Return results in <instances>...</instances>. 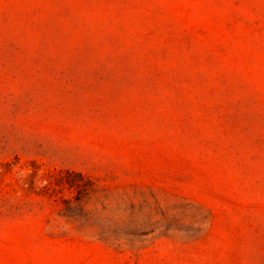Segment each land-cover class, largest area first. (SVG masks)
<instances>
[{
	"label": "rangeland",
	"instance_id": "1",
	"mask_svg": "<svg viewBox=\"0 0 264 264\" xmlns=\"http://www.w3.org/2000/svg\"><path fill=\"white\" fill-rule=\"evenodd\" d=\"M0 264H264V0H0Z\"/></svg>",
	"mask_w": 264,
	"mask_h": 264
}]
</instances>
